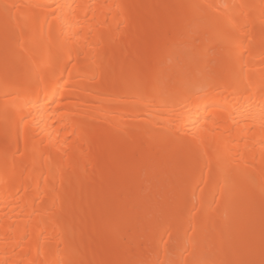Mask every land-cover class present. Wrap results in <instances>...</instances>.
Returning <instances> with one entry per match:
<instances>
[{
  "label": "bare ground",
  "instance_id": "1",
  "mask_svg": "<svg viewBox=\"0 0 264 264\" xmlns=\"http://www.w3.org/2000/svg\"><path fill=\"white\" fill-rule=\"evenodd\" d=\"M263 245L264 0H0V264Z\"/></svg>",
  "mask_w": 264,
  "mask_h": 264
},
{
  "label": "rangeland",
  "instance_id": "2",
  "mask_svg": "<svg viewBox=\"0 0 264 264\" xmlns=\"http://www.w3.org/2000/svg\"><path fill=\"white\" fill-rule=\"evenodd\" d=\"M182 14V13H181ZM180 14V15H181ZM8 47V49L10 50V52H12L11 51V46H7ZM9 68L11 69V70H15V69H18V70H22V71H24V70H26V69H29V67L28 66H22L19 62H16V63H10L9 64ZM243 215H244V212L243 211H239V212H236L235 214H234V216H235V219H238V220H242L243 218ZM238 217V218H237ZM101 240L103 241V244L105 245V246H119V245H124L125 244V240H124V236H118V237H113V236H105V235H102L101 237ZM233 242V238H231V239H229L228 241H227V243H226V247H228V248H230V249H234L232 246H230V244ZM246 246H247V244H246ZM263 248H264V245H263ZM254 262L253 261H245V262H243V264H253Z\"/></svg>",
  "mask_w": 264,
  "mask_h": 264
}]
</instances>
